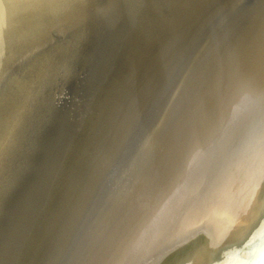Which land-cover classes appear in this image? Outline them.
I'll return each instance as SVG.
<instances>
[{"label":"bare ground","instance_id":"bare-ground-1","mask_svg":"<svg viewBox=\"0 0 264 264\" xmlns=\"http://www.w3.org/2000/svg\"><path fill=\"white\" fill-rule=\"evenodd\" d=\"M83 1L0 0V85L13 70L10 67H15L11 64L16 54L25 62L44 50L50 45L46 42L51 38V31L78 15L79 10L76 11L74 5ZM237 3L240 14L228 20ZM104 19L103 14L94 12L80 22L89 23L86 37L90 47L99 41L103 28L107 29ZM215 24H219L221 30L225 27L219 34L227 38L229 51L222 59L227 65L223 67L218 62L223 54L219 51L221 48H217L216 35L209 50L216 52L217 59L207 67L203 78L206 79L209 72L213 74L201 98H197L198 87H193L186 92L185 101H188L182 102L190 106L196 98L199 103L207 97L198 115L195 114L197 108L193 113H184L186 105L179 115V106L176 111L168 112L170 117L158 122L157 131L147 138V153H138L135 159L127 160L128 165L120 177L123 180L118 181L115 190L112 187L110 190V185L106 184L108 179L105 186L99 185L77 228L69 230L63 221L45 223V232L37 242L28 241L22 264H157L158 260L166 259L171 260L163 264H245L251 259L258 260L254 256L264 252L258 247L259 243L264 244V145L250 159L243 160L246 156L243 154L233 167L222 170L218 167L228 164L225 160H229L230 151L222 153V148L218 147L226 144L229 131L234 129L232 122H237L234 118L238 117V111L246 108L248 115L251 104V110L254 105L256 108L264 105V96L260 99L264 94V0H235ZM232 30L234 33L230 32ZM212 93L214 97L210 98ZM33 106L25 109L27 106L22 105L16 112L9 108L0 118V174L6 160L19 154L23 144L29 141L26 135L32 131L26 128L28 121L23 120V116L27 112L31 114ZM174 114L176 117L171 121ZM216 115L224 118L223 125L206 131L209 126L206 122ZM143 119H139L141 126ZM222 128L227 134L216 137ZM215 143L216 146L208 149ZM215 151L217 155L212 154ZM209 165L211 169L205 170ZM157 172L161 177L159 183ZM41 206L36 211L40 223L48 217L47 210ZM35 216L32 215L29 223L20 220L23 230L34 226ZM197 236H201L196 239L199 246L190 255ZM17 243L22 244V241Z\"/></svg>","mask_w":264,"mask_h":264},{"label":"rangeland","instance_id":"rangeland-1","mask_svg":"<svg viewBox=\"0 0 264 264\" xmlns=\"http://www.w3.org/2000/svg\"><path fill=\"white\" fill-rule=\"evenodd\" d=\"M234 1L84 0L74 5L78 15L51 31L44 50L25 62L16 54L0 85V118L9 108L34 109L22 118L32 131L28 143L0 174V264H22L28 241L36 243L49 221L77 228L97 187L115 190L127 160L147 153L158 122L178 106V115L184 105L188 112L186 92L203 91L213 74L203 78L217 59L209 50L216 35L218 62L227 65V38L219 34L225 27L214 22ZM94 12L107 29L90 47L89 23L80 22ZM230 12L228 20L236 19L238 3ZM40 205L48 214L42 223ZM32 215L34 226L23 230Z\"/></svg>","mask_w":264,"mask_h":264},{"label":"water","instance_id":"water-1","mask_svg":"<svg viewBox=\"0 0 264 264\" xmlns=\"http://www.w3.org/2000/svg\"><path fill=\"white\" fill-rule=\"evenodd\" d=\"M241 73H242V70L238 74H241ZM230 88L232 89V87H230ZM222 91H220V92H222ZM262 91H264V90H262ZM199 92L200 93L198 94L197 98L200 99L201 96H202L203 91L201 90ZM217 94L219 95L218 92H217ZM210 96H211L210 98H212V97H214V94L212 93V94H210ZM263 96H264V94H262V96H260V99ZM206 99H207V97L203 101H201L199 103L198 102H194V101H197V99L194 100L190 104V106L188 107L187 114L193 113V111H195V109L197 108V110L195 112V114L197 113L196 114V116H197L198 115V109L201 106L205 105ZM219 101H222V100H219ZM203 102H204V104H203ZM255 104H257V103H255ZM256 106L257 105H254V108L251 110V108H252V104H251V106L249 108V110H251V111L248 110V115L245 112L246 108H243V109L240 110V112L239 111L237 112L236 115H238V117L234 118L237 122H235V123L232 122L233 124H235L234 125V129H232L233 131L232 130L229 131V133H228V135L226 137V144L224 146H222V147H218V149L222 148V153H223L224 150H226V151L229 150L230 151V153L228 154L229 158L227 157L229 160H225V162L228 161V164L225 165L222 162V160L220 159L221 163H223V164L221 166H219L218 169L222 170V169L227 168L228 166L229 167H233L235 165V163L237 162L238 158L239 159L242 158L241 156H243V154L246 155L245 158H243V160H245L248 157H249L248 159H250L251 156H255L256 155L255 151L260 150L259 148H261V146L264 145V126H263V123H264V105L260 106V108H256ZM201 110H203V109H201ZM244 113H246V114H244ZM212 117L213 118H210L206 122L207 125L209 124V126L206 129V131H211L213 126H216V125L217 126L218 125L221 126V125H223L222 122H223L224 118L220 119L222 117L221 115H219V116L216 115L215 117L214 116H212ZM218 120H219V122H218ZM256 127H258V128H256ZM204 134L207 135V136L209 135V133H207V132H205ZM226 134H227V131H225L222 128L221 131L219 132V134L216 137H221V136H224ZM256 137H257V139H256ZM255 139H256V141H255ZM215 142H216V140H215ZM229 144H230V147H229ZM255 145H257V146L255 147ZM213 146H216V143L211 145L210 148H208V149H211ZM226 147H229V148H226ZM218 149H217V151H218ZM217 151L212 152V154L213 155H217ZM213 163H215V162H213ZM203 167H206V166H203ZM204 169L205 170L211 169V167L209 165L208 167H206ZM220 170H219V172H220ZM158 173L159 172H157V182L159 183V178H161V177H158L160 175V174L158 175ZM162 178H163V176H162ZM159 195L160 194L158 193L157 197H160ZM262 195L264 196V185L262 187ZM200 237L201 236H197V238H195L193 240L192 248L190 250V255H192L193 252H195V250L198 248V246H199L197 244L198 240H196V239H199ZM258 247L264 251V248H263L264 244H262V242L259 243ZM261 255H263V256L260 259L259 257ZM238 256H241V253H239ZM255 257L256 258L258 257L257 258L258 260L256 262H254L253 259H251L250 261H247L245 264H264V252L262 254H260L259 256H258V254L255 255L254 258ZM168 260H171V259H166L164 261H162V260L159 261L158 260L157 264H163V262L168 261Z\"/></svg>","mask_w":264,"mask_h":264}]
</instances>
